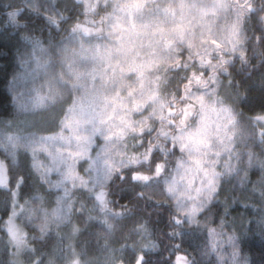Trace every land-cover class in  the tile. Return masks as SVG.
Masks as SVG:
<instances>
[{"label": "snow or ice", "instance_id": "1", "mask_svg": "<svg viewBox=\"0 0 264 264\" xmlns=\"http://www.w3.org/2000/svg\"><path fill=\"white\" fill-rule=\"evenodd\" d=\"M51 2L53 6L56 4V0ZM81 3L85 13H95L99 8L90 0H81ZM147 4L148 0H118L111 14L115 21L109 33L118 42L115 51L122 47L124 28L116 12L134 17ZM65 7L67 15L62 12L47 19L57 29L67 23V37L61 38V42L52 40L46 44L25 36L32 54L18 58L19 69L6 79L4 91L0 93V264H41V261L43 264H82V261L94 264L86 242L78 246L76 239L99 219L97 210L103 213L102 222L107 230L102 233L105 243L100 249L104 264H123L121 255L107 240L117 229L110 218L125 219L129 214L112 207L104 188L111 172L105 162L111 144L106 142L95 156L91 145L96 135L104 134L105 125L110 129L106 141L113 137L124 140L129 135L142 137L148 129L131 118V112L140 109V102L132 106L123 104L117 99L119 90L108 95L109 86L117 80L122 87L124 71L112 67V49H105L94 40V34L104 31L103 17H99L98 25L95 19L85 24L72 15V8ZM250 8L254 10L253 5ZM130 26L136 28L135 19ZM151 26L143 22L139 27L147 30ZM256 43L264 45V34H258ZM241 47L246 46L232 45L234 52ZM54 59L73 68L72 86L83 89L84 95L50 127L47 121L30 119L29 114L39 111L48 99L38 93L36 82L49 74ZM208 63L212 65V74L191 73L192 79L186 78L188 87L179 108L167 109L172 117L179 112V119L168 122L169 130L175 128L171 135L169 130H161L167 144L160 145L158 150L165 156L169 148L187 154V162L177 161L176 176L167 181V192L185 215L193 219L202 214L206 204L216 209L214 220L203 226L202 255L214 252L218 264H223V249L228 245L232 260L238 264H258L256 253L259 264H264V197L255 195L257 188H264V154L256 151L257 146H264V109L252 113L245 123L237 113V105H243L248 97L247 88L243 84L237 86L234 78L229 79L230 61L222 54L219 63L211 59ZM78 64L87 65V70L79 71L74 67ZM46 83L52 91V79ZM196 87L203 91H193ZM260 101L264 102V96ZM117 106L127 107L128 111L118 113ZM241 145L249 149L243 156L239 150ZM225 153L227 158H223ZM84 161L87 168L82 172L80 166ZM155 170L160 174L163 165L158 162ZM224 174L231 175L236 184L222 185L220 177ZM237 206L243 210L237 212ZM78 217H83V226L75 221ZM176 223H180L179 217ZM69 224L72 225L70 233L64 231ZM133 230L151 237L147 223L137 221ZM199 235V229L190 234L181 233L179 243L173 247L179 249L184 243L196 241ZM252 240L260 245L255 251ZM37 243L41 244L40 248ZM157 245L151 238L142 241L133 264H149L146 252L157 249ZM188 259L177 250L173 264H187Z\"/></svg>", "mask_w": 264, "mask_h": 264}, {"label": "clouds", "instance_id": "2", "mask_svg": "<svg viewBox=\"0 0 264 264\" xmlns=\"http://www.w3.org/2000/svg\"><path fill=\"white\" fill-rule=\"evenodd\" d=\"M90 2L104 6L101 16L105 20L104 30L107 31L108 24L112 22L111 14L114 13L118 0H90ZM64 3L71 9L80 4L81 0H64ZM106 5L107 7H105ZM252 5L258 10L262 28L260 34H264V0H252ZM189 8L195 10L193 19H196L199 15V8L194 0H160L156 4L157 15L151 19L149 17L144 19V23H151L152 26L147 30L143 29V36L136 31V28L130 26L129 42H136L138 53L150 61L146 73L129 75L127 78V83L132 90L140 94L139 111L141 115L136 121L148 131L142 137L129 135L124 140L113 137L110 141H106L105 136L110 129L108 125H105L104 134L96 135L91 145V153L95 156L106 142L111 144V151L105 158L106 165L111 172L109 182L104 185V188L108 192L109 200L119 205L115 209L117 211L124 209L129 214L136 216L137 221L148 225L154 214L157 218L161 213L164 214L166 222L165 229L161 232V238L171 245L179 243L178 237L181 233L190 234L197 229L200 232L198 238L204 237L203 226L210 224L216 215V209L207 204L201 209L202 214L198 218L193 219L185 215L183 210L177 206L176 201L168 195L167 181L176 176V165L179 159H184L187 162V154L172 151L169 148L168 154L165 156L158 150L160 145L167 144V139L161 135V130H169L168 122L172 119H179V112L175 117H172L168 115L167 109L169 107L174 110L179 108L183 98L182 94L188 87L186 78L191 80V73L194 72L206 73L205 68L201 65H192L196 56L192 53L181 54L184 53L185 42L178 30L188 22L187 10ZM152 11L153 9L150 7L149 13ZM160 12H163L164 15L160 16ZM116 15L120 17L118 11ZM44 27L41 26L42 31ZM48 31L51 30L48 29ZM63 37L64 33L61 32L59 39ZM211 38V36L204 37L206 40ZM244 39L241 37L235 43L243 44ZM112 40L114 39L110 36V41ZM236 51L239 52L241 63L237 66L236 72H232L229 79L234 78L237 86L243 84L247 88L248 97L244 100L243 105H237V113L245 123H248L252 113L264 109V102L256 103L254 98L256 93H259L260 97L264 96V86H262L264 85V45L254 42L251 52L247 47L237 48ZM232 58L231 56L227 57L228 60H232ZM203 64L209 63L203 61ZM74 67L81 72L87 70L85 64H78ZM212 72L211 65L209 75ZM237 73L242 75H237ZM74 78L72 67L54 59L49 74L36 82L38 93L48 99L39 111L29 114V118L37 122L47 121L50 127L62 119L68 107L73 103H78L84 95L83 89L72 86ZM48 79H52V91L49 90L46 83ZM56 90H58V94ZM87 131L90 132L91 129L88 128ZM174 131L175 128H171L169 135ZM154 150L155 154H153ZM239 150L243 156L249 149L241 145ZM256 151L264 154V146H257ZM158 162L163 165V171L160 174H157L155 170ZM82 167V172H84L87 168V161L82 162ZM220 170L223 172V167H220ZM136 172L141 174L140 177H135ZM220 181L222 185L236 184L235 179L229 174L222 175ZM255 195L264 197V188H257ZM176 217L180 218V223H176ZM159 247L158 243L157 248ZM177 250L189 257L187 264H207V261L202 259L205 256L202 255L196 241L184 243L183 247L179 249L173 247V251ZM93 257L94 264H104L102 255ZM256 260L259 264V258L256 257ZM41 264H43L42 261ZM82 264H87V261H82ZM171 264H173V260ZM216 264H218V257ZM223 264H238V262L232 260L229 252H224Z\"/></svg>", "mask_w": 264, "mask_h": 264}, {"label": "rangeland", "instance_id": "3", "mask_svg": "<svg viewBox=\"0 0 264 264\" xmlns=\"http://www.w3.org/2000/svg\"><path fill=\"white\" fill-rule=\"evenodd\" d=\"M159 2L160 0H155V2H153V0H148L147 7L144 8L141 12H136L134 17L132 15L119 12V15L121 17L120 23L124 26L121 33V35L123 36V42L120 51H115V46L118 42L115 40L110 41L109 36V33L111 31L110 25L115 21V17H112V22L108 24V30H104V35L94 38V40L105 49H112V67H118L119 69H122L124 71V86L121 87V81L117 80L115 84L109 86L108 95H114L115 92L119 90L120 96L117 99L122 100L123 104L128 106H132L135 103L140 102V94L132 90V88L127 83V78L129 77V75L146 73L150 65V61L142 54L138 53L136 42H129L128 35L130 32V25L132 24L133 19H135L136 31L139 32L141 36H143L144 31L139 26L144 22L145 17H149V19H151V17H155L157 15L156 4H158ZM194 3L199 8L198 17L196 19H193L195 10L189 8L187 10L188 22H186L178 30L179 34L182 36L185 42L184 53L181 54L184 55L187 53H192L194 56H196V59L192 61V64L196 63L198 65H201L202 61H208L211 58V61L213 63H216L217 61H220L221 54L226 56L225 58L231 56L235 57V59L237 60L240 59L239 52H234L232 49V45L241 37H244L246 39L242 24L245 17L250 13V5H252V3L248 0H194ZM30 5L36 11L47 16L59 15L58 12H56V10L53 8L51 0H32ZM150 7L153 9L151 13H149ZM83 14L85 15L83 18V22L85 23H91L92 19L98 20L99 22V17L101 16H98L97 12H84ZM159 14L160 16L164 15L163 12H160ZM138 21L139 23H137ZM98 24L99 23H97V25ZM205 36H211L212 38L210 40H206L204 39ZM245 39L244 43L241 44V46L247 47V42L245 41ZM214 40L217 43L214 44ZM28 54V57H30L32 54V50H30ZM201 57L203 59H201ZM229 61L231 63L233 59ZM116 62H118V64ZM201 66L205 68L206 74L211 73V64H202ZM105 67H107V65H105ZM117 75H119V72L117 73ZM221 75H224L222 70ZM97 83H99V79H97ZM193 91L195 90L193 89ZM130 92L132 93L131 95H129ZM117 111L118 113L126 112L128 111V108L117 106ZM145 111H147V109H145ZM140 115L141 113L139 110L131 112V118H133L134 120H137ZM223 158H227V153L224 154ZM222 166L223 165L221 163L220 167ZM80 168L81 171H83L82 164ZM88 203L89 206H91L92 202L90 200L88 201ZM111 204L113 208H116L114 206V203L111 202ZM75 221L79 222L81 226H83V217L75 218ZM102 221L103 217L97 219L90 225L97 232L98 236L102 234L104 229H106ZM71 226V224L65 226L64 231L70 233ZM79 237L76 239V243L78 246ZM87 250L90 256L100 255L99 250L97 252L93 251V249L90 248ZM116 250L118 254L121 255L122 259H124L125 250L123 248L120 250Z\"/></svg>", "mask_w": 264, "mask_h": 264}, {"label": "trees", "instance_id": "4", "mask_svg": "<svg viewBox=\"0 0 264 264\" xmlns=\"http://www.w3.org/2000/svg\"><path fill=\"white\" fill-rule=\"evenodd\" d=\"M31 2L32 0H0V93H3L4 91L6 79L14 71L19 69L18 58L28 57V52L32 50L30 42L24 39L25 36L38 38L47 44L52 40L61 42V39H59L61 32L64 33V37H67L68 35L67 23H64L61 28L57 29L56 26L47 19V15L42 14L31 7ZM53 8L59 15L62 12L66 13L68 11L65 7L64 0H56V4ZM103 8L104 6H100L97 10L98 16L101 15ZM83 13L82 3L75 5L72 8V15L80 18L82 21L85 16ZM96 21L99 23L98 20ZM42 25L45 26L43 31L41 30ZM242 27L246 35L245 41L247 42V49L251 52L258 34L262 32L258 12H250L245 17ZM48 29L51 31L49 32ZM103 35L104 31L103 33L94 34V38ZM223 57L226 56L223 55ZM202 64L203 61L201 62V65ZM192 65L196 66L198 64L195 63ZM235 72L236 70L233 71V73ZM237 75L242 74L237 73ZM254 98L255 102L259 103V93H256ZM114 206L118 208L117 205ZM242 210L243 209L239 206L236 207L237 212ZM97 216L100 219L103 217V213L98 211ZM110 219H113V222L117 224V229L107 237L108 244L116 249L120 250L123 248L125 250L123 260L126 264H132L133 257L140 247V244L142 241L149 238L157 241L160 245V247L155 250H147L146 254L148 255L149 264H171V261L175 257L173 245L161 238V232L165 229L166 222L164 214L161 213L158 218L155 214L153 215V218L148 225L151 231V237L133 230L134 224L137 222V217L132 214H128L125 219ZM105 231L107 230L104 229L102 233ZM101 235L102 234L98 236L93 227L89 226L88 230L83 232L79 237V246H83L86 242L87 249H93L95 252L99 250L100 253V249L105 243V236ZM52 239H54V237ZM52 239L49 240V245L51 244ZM196 243L199 246L204 244L205 237L198 238ZM251 244L253 251L260 247L257 240H252ZM121 245H124V247H121ZM37 247L40 248L41 244L37 243ZM223 250L224 252H230V247L225 245ZM256 257L259 258L258 253H256ZM202 259L206 260L207 264H216L217 255L213 252Z\"/></svg>", "mask_w": 264, "mask_h": 264}, {"label": "flooded vegetation", "instance_id": "5", "mask_svg": "<svg viewBox=\"0 0 264 264\" xmlns=\"http://www.w3.org/2000/svg\"><path fill=\"white\" fill-rule=\"evenodd\" d=\"M241 61L240 59H234L231 63H230V67L232 72L235 71L237 69V66L240 65ZM195 91H203L202 89H199L198 87L194 88ZM122 202V201H121ZM114 203V205H117L119 207L118 204H116L114 201L112 202Z\"/></svg>", "mask_w": 264, "mask_h": 264}, {"label": "water", "instance_id": "6", "mask_svg": "<svg viewBox=\"0 0 264 264\" xmlns=\"http://www.w3.org/2000/svg\"><path fill=\"white\" fill-rule=\"evenodd\" d=\"M250 11H251L252 13H256V12H258V10L255 9V8H254V10H253L252 8H250Z\"/></svg>", "mask_w": 264, "mask_h": 264}]
</instances>
